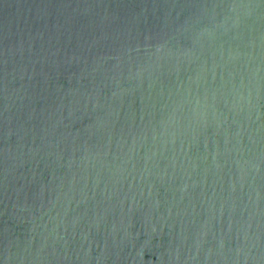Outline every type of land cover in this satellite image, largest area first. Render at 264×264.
Returning a JSON list of instances; mask_svg holds the SVG:
<instances>
[{
  "label": "water",
  "instance_id": "water-1",
  "mask_svg": "<svg viewBox=\"0 0 264 264\" xmlns=\"http://www.w3.org/2000/svg\"><path fill=\"white\" fill-rule=\"evenodd\" d=\"M0 264H264V0H0Z\"/></svg>",
  "mask_w": 264,
  "mask_h": 264
}]
</instances>
